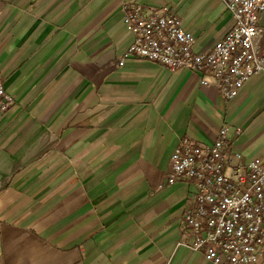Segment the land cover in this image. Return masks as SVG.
Masks as SVG:
<instances>
[{
    "label": "crops",
    "instance_id": "0c3cea01",
    "mask_svg": "<svg viewBox=\"0 0 264 264\" xmlns=\"http://www.w3.org/2000/svg\"><path fill=\"white\" fill-rule=\"evenodd\" d=\"M225 1L0 0L13 96L0 112V264H213L188 245L193 184L166 182L170 155L226 125L234 150L264 160V72L225 100L207 71L118 61L126 5L172 11L205 52L231 25ZM259 26L264 52V11Z\"/></svg>",
    "mask_w": 264,
    "mask_h": 264
},
{
    "label": "built area",
    "instance_id": "2783aa9c",
    "mask_svg": "<svg viewBox=\"0 0 264 264\" xmlns=\"http://www.w3.org/2000/svg\"><path fill=\"white\" fill-rule=\"evenodd\" d=\"M232 22L209 50L196 52L193 36L172 11L126 5L124 21L132 41L118 61L129 57L158 62L170 70L209 72L219 94L231 99L243 83L264 72V52L257 44L264 0H226ZM201 83L206 84L203 78ZM13 103L0 74V112ZM239 132V129H236ZM190 181V205L182 214L188 244L213 264H255L264 254V160L244 159L219 127L211 144L182 137L170 155L166 182Z\"/></svg>",
    "mask_w": 264,
    "mask_h": 264
}]
</instances>
